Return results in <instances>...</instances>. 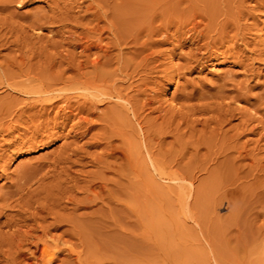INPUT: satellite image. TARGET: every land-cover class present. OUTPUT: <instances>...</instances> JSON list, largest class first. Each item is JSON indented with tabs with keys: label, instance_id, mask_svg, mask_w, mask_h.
Instances as JSON below:
<instances>
[{
	"label": "bare ground",
	"instance_id": "6f19581e",
	"mask_svg": "<svg viewBox=\"0 0 264 264\" xmlns=\"http://www.w3.org/2000/svg\"><path fill=\"white\" fill-rule=\"evenodd\" d=\"M2 1V11L15 2H18V6L32 3V0ZM139 1L51 0L49 10L35 11L33 20L27 24L28 28L43 29L46 25L49 29L57 28L49 30L51 37L40 44V36L34 42L26 25L22 28L18 25L20 35L13 29L17 32V38L12 44L19 53L17 56L14 53L8 60L5 58L7 61L3 59L5 56L2 58L4 62H0V87L24 94L26 99L18 101V97L9 93L0 96V160L9 151L17 153L44 144L43 134L51 124L67 125L72 116L75 123L71 126L73 140L64 142L51 153L41 156L36 163L19 165L15 178L10 179L7 190L3 192L0 203L2 264H57L58 261L59 264H136L138 257L134 250L137 243L132 227L139 215L136 211L137 182L154 175L164 180L182 178L186 174L182 168L171 170V165L167 163L168 159L165 157L168 155L164 153L163 145L166 134L173 133V130L167 128L172 127L177 117H180V121H189L192 127L193 124H200L207 131L209 126L207 133L212 138L211 143L215 139L212 134L219 136L220 131L224 132V139L220 134L221 141L226 142L225 136L229 132L222 130L225 123L235 116L241 117L235 126H241L245 130L243 127L257 119L250 113L241 112L242 109L238 106H233V101L244 97V93L240 91L243 89H240L242 84L238 87L233 80V83L230 81L232 89L226 90L220 86L221 89L214 94L197 93L195 90L183 92L181 98L185 102L179 108H166L162 97L150 92L148 94L157 77L169 81L183 74V70L191 71L212 60L218 42L229 31L233 32L228 35L229 40L240 41L243 45L238 48L241 55L250 49L248 45L252 42H244L245 31L258 26L252 21L251 25L241 22L245 15L243 16L244 11L242 13L243 9L239 7L245 6L244 0H238L242 2L237 9L235 7L239 4L238 1L233 3L236 10L232 8L235 11L222 19V14L220 17V14L215 15L218 12L214 11V7L213 10L211 8V11L216 12L213 15L204 11L207 9L199 13L195 11L186 21L189 29L182 32L177 24L174 30L163 23L155 25L156 14H152L149 9H154L153 5L159 3V0H155L154 4L151 1ZM254 1L258 7H264V0ZM220 2L222 3L221 0ZM211 5L215 6L213 3ZM73 7H78L77 10L82 11V14L75 15ZM226 10L223 11L224 14L230 12ZM250 16L254 19L253 14ZM12 28L14 26L11 24ZM229 28L231 29L228 30ZM171 39L178 43L184 42L190 47L184 56H180L184 63H173L171 60L175 55L159 48ZM251 51L258 57L264 54V50L255 47ZM32 59L36 61L33 62ZM151 88L150 91H153L154 88ZM260 100L262 106L264 95ZM38 108L44 112H39ZM153 113H156L154 117L151 115ZM196 114L199 117H194ZM206 114L210 115L205 117ZM158 119H162L159 124ZM93 128L95 133L90 137L94 140L92 145L100 148V151L89 153L78 145L77 136L89 134ZM255 128L257 126L253 125L250 130ZM237 137L239 135L236 140ZM232 138L234 135L231 134L230 143L234 140ZM210 139L206 140L209 142ZM262 140L264 137L260 141ZM260 143L257 144L261 145ZM238 144L237 140V146ZM211 145L206 146L211 148ZM226 145L233 154H239L234 157L232 153L223 151L229 154L225 155L224 162L243 157L242 151L239 152L240 145L239 151L236 150L238 147L234 149L235 144ZM244 145L242 149L245 148ZM249 155L251 154L248 153L246 157ZM228 157L234 158L227 159ZM85 159H88L87 162ZM88 162L95 171L82 169ZM77 166L80 169H75ZM44 168L47 170L41 174L40 171ZM72 173L83 175L84 178L78 179ZM110 173L118 179L112 176L117 180H111L107 177ZM37 174L41 175L38 180H34ZM33 181L38 184L31 189L35 183L32 184ZM70 182L73 184L67 185ZM110 184L113 189L109 188ZM78 193L82 196L78 197ZM2 217L5 219L1 220ZM139 260L140 264H151L146 255Z\"/></svg>",
	"mask_w": 264,
	"mask_h": 264
},
{
	"label": "rangeland",
	"instance_id": "374dc122",
	"mask_svg": "<svg viewBox=\"0 0 264 264\" xmlns=\"http://www.w3.org/2000/svg\"><path fill=\"white\" fill-rule=\"evenodd\" d=\"M50 1L51 0H32L31 4L22 6H18V2H15L11 6L8 5V9L4 8V11H2V9L0 10V25L2 26L3 24L4 26L0 27V62L5 58L8 60L11 55L14 56V53L15 56H17L19 52L15 51L17 49L12 42L15 37L17 38V36H15L17 32H20L19 27L22 28V26L26 25L25 27L28 28V25L34 18L33 14L35 11H48L50 4H52ZM68 1L69 0H67V2ZM140 1L148 3L151 1L153 4L155 3V0ZM159 1L157 0V2H159L157 4L160 5H153L156 13L153 8L149 9L150 11L152 10V14L153 12L154 15L156 14L155 25L165 24L168 25L170 29L172 28L171 30H174L178 25L181 28L180 32H182L183 30L186 31L189 29L186 21L195 11L197 13L204 9L211 11V8L214 7V11L218 12L217 14H215L216 12L214 11L210 13L207 10L204 11L212 15L214 12L217 16L220 14L219 17L222 14V19L225 15L232 14L243 0H221L222 3L220 0ZM1 2L3 1L0 0V3ZM235 2L239 3L236 7L233 4ZM244 2L243 5L245 6L242 8L239 7V9H243L241 12L243 13L244 11L245 13H243L245 17H242L243 19H241V22L246 25H251L252 22H256L258 26L256 29L255 26H253L254 28H252L251 31L250 29L245 31L244 42H252L251 45H248L250 49H247V51H245L246 53L244 52V54L241 55V52H239V46H243L240 41H233V43L229 40L228 35L233 34V32L231 33L229 31L228 37L224 36V39L221 40L222 42H218V47L216 48L217 50L212 60L202 63L191 71L183 70V74L179 77L175 76L174 79L169 81H164L157 77V79H155L156 82L150 86V90H152L151 87H153L154 90H148V94L150 92L151 94L154 93L160 96V98L162 97V101L165 102L163 103L164 107L168 108L172 106L179 108V106L185 102V100L181 98V95L188 90H195V92L203 94H214V92H217L218 89L220 90L222 86L225 87L224 89L226 90L232 89L231 80L235 81L238 87L241 86V84L242 86L245 85V87H240V89L243 88L240 91L242 94L244 93V97L233 101L232 104L234 103L233 106H238L242 109L241 112L244 111V113H250L251 116L254 115L253 117L258 120L250 121L246 126L249 128L246 129V127H243L245 130L242 129L241 126V128L235 126V124L239 123L242 119L241 117L236 118V116L222 126V130L225 129V131L230 133L226 134V142L223 140L224 143H228V146L235 144L234 149L237 147L239 148L240 145L241 150L240 148L236 150H240L239 152L242 151L241 156L243 157L239 159L236 158L237 161L236 159H229L236 157L239 153L233 154V151L225 147L226 144L224 145L223 141L220 139V134L223 136L224 134L222 135V133L224 132L220 131L219 136L216 133H211L213 138H215L211 143L212 138L209 137L210 134L207 133L209 132V126L206 131L200 124H193L192 127L189 121H180V117H177L172 127L170 126L167 128V130H173V133L166 134L167 137L164 141L163 151L168 155L165 158L168 159L167 163L169 162L171 165V170L182 168L183 171H186V174L182 178H166L164 180L154 175L148 179L146 178L144 181L137 182L136 187L138 193L136 198V211L139 215L137 216L138 219L137 217L135 218L132 227L136 234L135 242L137 243L134 250L138 257L136 264H140L139 258L144 255L148 256L151 264H264V248H262L264 247V244H262V242H264V140L260 141L262 137H264V132H262V130H264L262 127L264 126H261L260 123L262 122V125H264V104H262V106L260 105V97L264 95V54L258 57V55L255 56L251 51V48L254 47L259 50H264V7H258L254 0H244ZM212 3L213 5L215 4L217 9L219 8L220 12L215 6L211 5ZM219 3H221V5H219ZM227 4L228 6H226ZM77 9L78 7H73V13L75 12V15L76 13L77 15L82 14V11ZM174 10L176 11L174 12ZM225 10L230 12H225L226 14H224L223 11ZM250 14L254 15L255 20ZM9 16L11 18H9ZM221 19L219 18V20ZM11 24L12 27L14 26L12 29ZM18 25L20 26L18 27ZM46 26L47 27L43 29L28 28V33L32 34L30 37L32 36L31 38L34 42L38 39L37 37L40 36L41 42L39 40V44L42 42L44 43L48 37H51V32L49 30L57 29L56 27H50L49 29V26ZM13 29L16 31L18 29V31L15 32ZM230 29L231 28L228 30ZM10 31L14 35L11 36V33H8ZM154 37L156 38L158 36ZM9 41L11 43H9ZM183 43L184 42L178 43L177 40L171 39L168 43L159 46V48L165 50L166 53L172 52L173 55H175L171 60L173 63H184V60L180 56H184L189 51L190 47ZM254 43L256 45H254ZM7 60L5 59L4 61ZM31 61L34 62L36 59H32ZM233 81L231 82L233 83ZM226 82L227 84H225ZM7 89L6 87H0V96H5L6 93H9L15 98L18 97V101H24L26 99V95H22L21 93L18 94V92L10 89H8V91ZM101 108H104V106ZM37 110H40L39 112L41 113L44 112L43 109L38 108ZM56 110L57 109H55V111L53 110L54 114ZM39 112L37 113L39 114ZM151 115L154 117L156 113ZM207 115L208 114H206L205 117H208L210 114ZM196 116H198V114L194 117ZM168 117L169 115H167V118ZM237 117H239V115ZM73 119L74 117L72 116V121L70 120L67 125H49L48 130L43 134L44 140L42 142L44 144L33 146L17 153L15 151H9L2 160H0V203L1 196L3 192L7 190L10 179L15 178L19 165L28 162L32 164L34 162L36 163L41 156L51 153L59 145L74 139L71 129V126L75 123ZM161 122L162 119H158L157 124ZM251 122H253V124ZM210 125L212 127L213 124ZM233 125L235 126L234 128ZM253 125L257 126V128L254 129L255 131L250 130ZM213 126L215 127V125ZM236 127L237 129H235ZM81 130H83V128ZM94 130L95 128H93L89 134H85L86 136H80V134L77 136L78 145L82 146L84 150L89 153H95L100 149L92 145L94 140L90 137L93 132L95 133ZM20 131H22V129ZM17 133L16 131L15 134ZM233 133L239 135V137H237L238 146L236 140V136L238 135L235 136ZM231 134L234 135V138H232V140L234 139L233 142L236 140L235 143L232 142L233 144L230 143L231 140H229ZM173 135H176V137L174 136V138ZM217 136L219 139H217ZM207 138L208 140L211 138L209 141L210 143L206 140ZM175 139L177 140L176 142ZM222 139H224V136ZM204 140L207 142H204ZM215 140L217 142H214ZM258 142H262L260 143L261 145H258ZM207 144H212L214 148L206 146ZM243 145L245 147L244 149H242ZM206 147L210 150L208 148L207 150ZM257 149L260 150L258 151ZM236 150L234 152H236ZM223 151L229 154L232 153L234 157H228L227 159L229 160L224 162L223 160L226 159L224 158L225 155L229 156V154ZM245 152L251 155H249V157L247 156V158L246 155H248V153ZM250 157H254L255 160ZM170 158L172 159L171 161L175 159V162L173 161L174 163L171 164ZM240 159L243 160L240 161ZM86 160L88 159L84 161L87 162ZM89 163L90 162L82 169L84 171H95V168ZM45 168L43 171H40L41 174L45 173V170L48 169ZM75 169H80V167L77 166ZM237 170L239 171L235 172ZM39 175L37 174L34 180H38L37 178L40 177ZM72 175L74 176L75 173H72ZM80 176L75 175L78 179L84 178V176ZM112 176L117 178V176L111 175V173L107 174V177H110L111 180L113 178ZM61 177L65 178V176ZM117 179L113 178V180ZM36 182L37 181L32 182V184H34L31 186V189L37 187L36 185L38 182ZM69 184H73V182L67 185ZM109 186V188L113 187L111 184ZM78 194V197L82 196L81 193ZM120 198L124 199V197ZM4 219L5 217L1 218V220ZM0 262V264H2V261ZM59 263L60 261L57 262V264Z\"/></svg>",
	"mask_w": 264,
	"mask_h": 264
}]
</instances>
